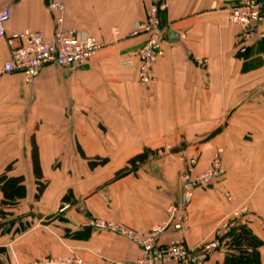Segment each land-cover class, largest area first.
Listing matches in <instances>:
<instances>
[{
  "label": "crops",
  "instance_id": "obj_1",
  "mask_svg": "<svg viewBox=\"0 0 264 264\" xmlns=\"http://www.w3.org/2000/svg\"><path fill=\"white\" fill-rule=\"evenodd\" d=\"M51 1L0 0L10 9L0 37V173L10 165L6 173L22 174L26 185V195L7 210L19 216L15 222L2 225L0 217V264L66 255L134 264L140 247L90 219L145 231L167 218L171 204L188 222L166 229L158 242L180 237L201 245L238 211L204 264L224 259V237L236 224L259 240L264 264V38L237 52L238 25L228 21L227 7L239 0H168L163 53L147 85L135 66L123 65L143 41L130 31L144 18L147 0H58L61 11ZM58 14L62 28L101 41L91 61L45 65L30 82L2 72L8 36L28 28L52 37ZM218 149L219 172L185 201L179 174L206 170ZM139 153L144 158L130 164Z\"/></svg>",
  "mask_w": 264,
  "mask_h": 264
},
{
  "label": "built area",
  "instance_id": "obj_2",
  "mask_svg": "<svg viewBox=\"0 0 264 264\" xmlns=\"http://www.w3.org/2000/svg\"><path fill=\"white\" fill-rule=\"evenodd\" d=\"M50 7L61 11L60 1L52 0ZM168 7V0H147L143 19L136 21L130 31L131 36L143 35L141 45L130 52L123 61L125 66H135L140 83L147 85L155 81L151 66L163 53L162 13ZM10 15L8 6L0 8V37L4 35V23ZM228 21L238 25L235 42L238 53H244L253 37L264 38V0H239L227 7ZM55 30L52 37H46L41 30L23 29L8 36L10 55L1 68L2 72H18L24 81L30 82L45 65L84 66L101 48L100 40L85 31L73 27H61L62 17L54 16ZM135 59V60H132ZM192 156L190 162H194ZM220 149L204 171L191 174V167L179 174L181 193L185 201L192 196L193 189L204 186L219 172ZM67 204H65L66 206ZM238 211L214 231L213 238L197 246H189L183 238L177 237L160 243L158 238L168 228L182 230L188 222L186 212L175 204L168 207L167 218L152 225L145 231L114 223L101 217H93L89 224L101 229H108L134 241L141 249L134 264H204L209 253L222 244L221 237L233 225ZM31 264H95L77 255L46 256Z\"/></svg>",
  "mask_w": 264,
  "mask_h": 264
},
{
  "label": "trees",
  "instance_id": "obj_3",
  "mask_svg": "<svg viewBox=\"0 0 264 264\" xmlns=\"http://www.w3.org/2000/svg\"><path fill=\"white\" fill-rule=\"evenodd\" d=\"M143 153L131 157L128 162L135 164L144 158ZM33 169L35 176L40 177V168L36 151L32 152ZM103 161V160H102ZM10 166L6 165L0 173V217L7 215V210L17 206L19 200L26 195V185L22 174H7ZM42 189L39 183L37 193ZM224 243L228 245L224 259L217 264H260L258 250L259 240L252 235L250 230L241 224H236L224 237Z\"/></svg>",
  "mask_w": 264,
  "mask_h": 264
},
{
  "label": "rangeland",
  "instance_id": "obj_4",
  "mask_svg": "<svg viewBox=\"0 0 264 264\" xmlns=\"http://www.w3.org/2000/svg\"><path fill=\"white\" fill-rule=\"evenodd\" d=\"M10 166V165H9ZM9 213V212H8ZM19 216L17 214H5V216L3 218H1V223L2 225L4 224H11L14 223L15 220L18 218Z\"/></svg>",
  "mask_w": 264,
  "mask_h": 264
}]
</instances>
